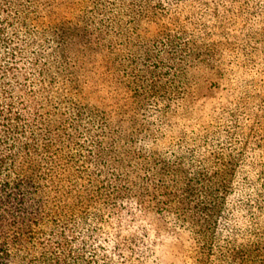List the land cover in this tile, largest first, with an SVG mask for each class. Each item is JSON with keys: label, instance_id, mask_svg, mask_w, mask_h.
Listing matches in <instances>:
<instances>
[{"label": "trees", "instance_id": "obj_1", "mask_svg": "<svg viewBox=\"0 0 264 264\" xmlns=\"http://www.w3.org/2000/svg\"><path fill=\"white\" fill-rule=\"evenodd\" d=\"M188 1L0 0V264H264V101L192 97Z\"/></svg>", "mask_w": 264, "mask_h": 264}, {"label": "rangeland", "instance_id": "obj_2", "mask_svg": "<svg viewBox=\"0 0 264 264\" xmlns=\"http://www.w3.org/2000/svg\"><path fill=\"white\" fill-rule=\"evenodd\" d=\"M218 1L208 4L188 1L180 7H172L164 14L163 24L176 34L179 26H185L188 34L198 37L204 47V55L192 63L187 73L188 84L196 92L193 98L207 95V101L225 104L233 115L242 113L263 121V7L243 0L242 5L234 6ZM142 26L145 27L144 38L151 40L156 36V23L143 22ZM134 51L139 53L138 49ZM110 87L107 83L98 84L99 92L91 99L92 103L100 105V97L111 103ZM198 110L190 108L185 117L191 118ZM261 126L263 129V124Z\"/></svg>", "mask_w": 264, "mask_h": 264}]
</instances>
